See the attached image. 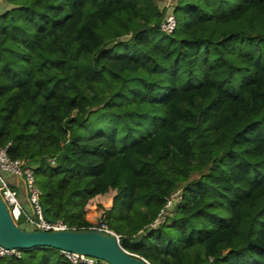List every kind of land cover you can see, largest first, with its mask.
I'll use <instances>...</instances> for the list:
<instances>
[{
  "label": "trees",
  "instance_id": "trees-1",
  "mask_svg": "<svg viewBox=\"0 0 264 264\" xmlns=\"http://www.w3.org/2000/svg\"><path fill=\"white\" fill-rule=\"evenodd\" d=\"M159 1L1 2L0 147L70 229L150 264H264V0H175L171 35ZM21 252L0 264H72Z\"/></svg>",
  "mask_w": 264,
  "mask_h": 264
},
{
  "label": "built area",
  "instance_id": "built-area-1",
  "mask_svg": "<svg viewBox=\"0 0 264 264\" xmlns=\"http://www.w3.org/2000/svg\"><path fill=\"white\" fill-rule=\"evenodd\" d=\"M4 0H0V3ZM162 10L165 12L164 20L161 23L160 29L163 33L171 35L177 28V19L175 15V0H165ZM8 176H13L21 181L25 188L27 204L32 208V213L26 212L19 191L13 188ZM42 193L36 183V176L29 160H12L7 154V149L0 147V197L6 204L12 220L16 225L23 219V224L20 226L32 231L58 232L72 230L62 222L52 223L46 216L41 205ZM183 202V196L177 192L166 199L164 209L158 215V218L151 225L156 228L164 224L168 219L176 215V208ZM19 226V225H18ZM95 230L104 231L114 235L120 242V237L114 232L110 231L106 226L101 228H91ZM67 260L72 264H96V259L71 254L62 253ZM22 257L21 250H8L0 246V259Z\"/></svg>",
  "mask_w": 264,
  "mask_h": 264
},
{
  "label": "water",
  "instance_id": "water-1",
  "mask_svg": "<svg viewBox=\"0 0 264 264\" xmlns=\"http://www.w3.org/2000/svg\"><path fill=\"white\" fill-rule=\"evenodd\" d=\"M55 222L53 218L50 219ZM141 235L133 242L141 241ZM0 246L8 250L53 249L90 257L107 264H150L144 258L122 248L118 239L95 229H72L58 232L32 231L14 223L0 197Z\"/></svg>",
  "mask_w": 264,
  "mask_h": 264
},
{
  "label": "crops",
  "instance_id": "crops-1",
  "mask_svg": "<svg viewBox=\"0 0 264 264\" xmlns=\"http://www.w3.org/2000/svg\"><path fill=\"white\" fill-rule=\"evenodd\" d=\"M8 181L13 188H15L19 191L23 205H27L26 192H25V188H24L23 184L22 183L20 184L18 179L13 177V176H8Z\"/></svg>",
  "mask_w": 264,
  "mask_h": 264
},
{
  "label": "rangeland",
  "instance_id": "rangeland-1",
  "mask_svg": "<svg viewBox=\"0 0 264 264\" xmlns=\"http://www.w3.org/2000/svg\"><path fill=\"white\" fill-rule=\"evenodd\" d=\"M164 2H165V0H160L159 1V5H160V7H161V9H162V7L164 6ZM140 137H135V139L134 140H137V139H139ZM131 142V141H130ZM18 181L20 182V184H21V181L18 179ZM36 183H37V181H36ZM18 191V190H17ZM24 208H25V210H26V212L27 213H29V214H31L33 211H32V208L27 204V205H24ZM19 224H23V219L22 220H20L19 222H18Z\"/></svg>",
  "mask_w": 264,
  "mask_h": 264
}]
</instances>
